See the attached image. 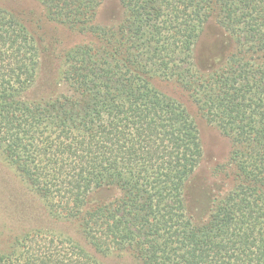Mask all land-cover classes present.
Wrapping results in <instances>:
<instances>
[{
	"label": "trees",
	"instance_id": "trees-1",
	"mask_svg": "<svg viewBox=\"0 0 264 264\" xmlns=\"http://www.w3.org/2000/svg\"><path fill=\"white\" fill-rule=\"evenodd\" d=\"M30 1L88 41L46 56L0 7V264H264V0ZM210 22L230 49L198 62ZM154 80L230 141L225 190Z\"/></svg>",
	"mask_w": 264,
	"mask_h": 264
},
{
	"label": "rangeland",
	"instance_id": "rangeland-1",
	"mask_svg": "<svg viewBox=\"0 0 264 264\" xmlns=\"http://www.w3.org/2000/svg\"><path fill=\"white\" fill-rule=\"evenodd\" d=\"M0 7L9 9L24 22L46 56H54L53 54L75 44L88 41L85 36L69 32L59 25L48 22L42 17L40 7L30 0H0ZM120 16L121 8L118 0H104L97 20L101 25H111L116 23ZM222 49H230L229 39L214 22H210L195 47L196 59L198 62H203L219 53ZM153 85L162 93L181 102L196 123L204 150V157L197 176L192 182V187L195 184L208 185L206 188L203 186L205 190L199 192V195H203V197V192L208 191L209 188L214 191L217 186L218 188L223 187L225 190L228 182L223 181V175L219 177L212 175L211 177L210 174L215 165L223 164L227 161L230 141L198 114L185 93L174 83L154 80ZM200 199L202 200V198ZM201 200L200 206L203 204ZM103 260L106 264H121V261L113 257L104 258Z\"/></svg>",
	"mask_w": 264,
	"mask_h": 264
}]
</instances>
